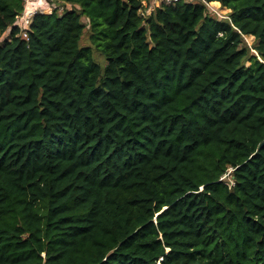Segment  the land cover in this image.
Segmentation results:
<instances>
[{
  "label": "trees",
  "instance_id": "obj_1",
  "mask_svg": "<svg viewBox=\"0 0 264 264\" xmlns=\"http://www.w3.org/2000/svg\"><path fill=\"white\" fill-rule=\"evenodd\" d=\"M53 1L0 0V264H264V0Z\"/></svg>",
  "mask_w": 264,
  "mask_h": 264
},
{
  "label": "built area",
  "instance_id": "obj_2",
  "mask_svg": "<svg viewBox=\"0 0 264 264\" xmlns=\"http://www.w3.org/2000/svg\"><path fill=\"white\" fill-rule=\"evenodd\" d=\"M175 1H177V0H152L153 3L154 2L155 3H161V2L172 3V2H175ZM187 1L196 2L198 0H187ZM199 1H201V0H199ZM39 2H40L41 6H46V5L55 6V3H54L53 0H23V9L20 12V14L16 17V25L21 29L22 35L24 37L26 36L25 30L30 25L34 14L36 12H48V11H43V9L40 8L41 6L38 5ZM204 3L207 5L209 10H211L213 13L217 14L219 17H225L224 15H221L219 13V11L216 8H214L211 4L206 3V2H204ZM231 170L232 169H229L227 172H225L220 177V179L223 180V179L227 178V176L229 175Z\"/></svg>",
  "mask_w": 264,
  "mask_h": 264
},
{
  "label": "rangeland",
  "instance_id": "obj_3",
  "mask_svg": "<svg viewBox=\"0 0 264 264\" xmlns=\"http://www.w3.org/2000/svg\"><path fill=\"white\" fill-rule=\"evenodd\" d=\"M152 3H153V2H152ZM153 4H155V2H154ZM153 4H152V6H154ZM38 5L41 6V5H40V2L38 3ZM53 7H55V6H53V5H46V6H41L40 8H42L43 11H48V12H50V11L52 10ZM45 8H46V9H45ZM214 8H216V7H214ZM56 9H57V13H60V11H61V9H62V5L60 4L59 6H57ZM217 10L219 11V13H220L221 15L226 14V9H218V8H217ZM83 21L86 22L87 20H86V19H83ZM6 35H7V32L3 35V38H4ZM245 41H246V43H247L248 45H251L253 39H252V38H245ZM79 44H80V45H92V44H91V41L89 40V37H88V32H87L86 30L84 31V33H83V35H82V37H81V39H80V41H79ZM93 56H94L95 60H97L100 64H104V62H105V58H104V56H103L100 52H98L94 47H93Z\"/></svg>",
  "mask_w": 264,
  "mask_h": 264
}]
</instances>
